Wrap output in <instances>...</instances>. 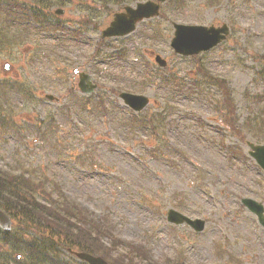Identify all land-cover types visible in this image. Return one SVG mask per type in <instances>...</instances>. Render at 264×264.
Returning <instances> with one entry per match:
<instances>
[{
  "label": "rangeland",
  "instance_id": "374dc122",
  "mask_svg": "<svg viewBox=\"0 0 264 264\" xmlns=\"http://www.w3.org/2000/svg\"><path fill=\"white\" fill-rule=\"evenodd\" d=\"M52 4L51 10H64L60 17L52 12V20L59 17L82 34L35 29L23 43L0 47V170L45 173L97 217L110 219L119 237L144 244L152 260L264 264V228L241 203L242 197H250L264 205V171L248 155L246 144L257 140L245 124L264 115V0H167L161 5L163 15L140 21L128 35L103 41L99 34L118 11L116 4ZM81 17L90 23H81ZM173 22L228 24L226 40L197 59L205 72L228 85L245 139L218 128L215 105L221 92L215 83L206 78L201 87L190 85L203 75L196 70L197 59L170 46ZM0 26L8 32L21 29ZM155 53L167 60L165 68L154 63ZM4 62L11 64L6 71ZM76 65L98 84L89 96L90 101L104 99V114L91 110V103L82 108L86 95L77 87L78 76L72 80ZM151 73L177 74L187 87L176 92L149 83ZM11 81L27 83L30 96L18 93ZM115 90L149 96L142 111L159 119L157 134L169 146L165 154L150 146L148 130L126 124L130 108ZM226 146L239 147L242 154L229 155ZM169 208L205 219V228L196 232L168 222ZM11 231L23 238L35 233L23 221ZM7 242L5 253L12 251L13 258L20 250H13L11 239ZM124 251L119 246L113 255ZM56 257L78 263L66 250ZM9 264L18 263L10 259Z\"/></svg>",
  "mask_w": 264,
  "mask_h": 264
},
{
  "label": "trees",
  "instance_id": "16d2710c",
  "mask_svg": "<svg viewBox=\"0 0 264 264\" xmlns=\"http://www.w3.org/2000/svg\"><path fill=\"white\" fill-rule=\"evenodd\" d=\"M73 0H0V15L9 22L10 27L16 26L25 31L26 35L21 32H8L6 28L0 26V47L2 45H19L27 40V35L32 30L44 31L49 34L52 32L63 31L75 37L80 36L82 29L67 28L65 20L54 17L50 9L52 3L65 5ZM84 5L102 6L107 3H113L123 6L135 0H79ZM170 3H173L170 1ZM174 4V3H173ZM163 15V14H162ZM7 21L0 22L6 25ZM81 23H90L89 18L81 17ZM10 31V30H9ZM103 41V40H99ZM197 59L198 56H192ZM55 60V59H54ZM196 70L203 77L193 79L190 85L202 86L207 78L215 83L221 92V99L217 100L215 110L219 116V126L221 131L229 130L240 139H245L241 129L238 126L237 118L235 119V107L226 82L217 77L211 76L205 72L206 69L197 59ZM63 71V70H62ZM150 78V77H149ZM195 78V77H194ZM157 80V79H156ZM155 80V81H156ZM204 80V81H202ZM163 85L168 86L173 91H183L187 83L177 74L161 76ZM12 84L18 93L24 90L27 98L31 90L27 83L13 81ZM33 93V92H32ZM84 101L81 106L86 107L88 103L92 104L91 110L106 112V105L102 97L94 98L91 96L83 97ZM264 100V93L262 94ZM159 119L156 115L136 114L130 111L129 119L126 124L131 128H143L150 130V140L154 151L165 154L167 150L166 138L157 134L155 122ZM252 122V124H251ZM249 132L257 141H264V115L257 114L249 121H245ZM240 129H238V128ZM224 144L223 140L221 141ZM229 149V155L239 156L242 154L241 149L233 146H226ZM0 208L6 211L15 221L14 227L18 221H23L29 228L34 230V235L23 238L18 236L16 231H2L3 242H0V264H9L13 259L18 264H66L56 257L59 250H83L92 254H99L104 257L110 264H180L178 260L164 257L162 259L152 260L146 247L142 243H134L119 237L114 231L113 222L106 216H96L91 210L84 207L76 199L66 195L61 185L45 173H40L35 169L25 170L15 173L12 169L0 170ZM26 233V232H25ZM24 234V233H23ZM22 234V235H23ZM25 236V234H24ZM13 241L12 247L16 252L19 251L21 258L11 257L12 251L6 255L5 245L7 240ZM109 241V244L105 241ZM123 246L125 251L120 255H113V251ZM238 258H236L237 260ZM76 264H88L85 261H79ZM219 264V263H218ZM228 264V263H227Z\"/></svg>",
  "mask_w": 264,
  "mask_h": 264
},
{
  "label": "water",
  "instance_id": "95a60500",
  "mask_svg": "<svg viewBox=\"0 0 264 264\" xmlns=\"http://www.w3.org/2000/svg\"><path fill=\"white\" fill-rule=\"evenodd\" d=\"M164 1L165 0H146L137 2L135 6H125L124 11L115 13L110 24L102 30L101 37L106 38L129 34L135 29L136 24L140 20L158 15L160 3ZM55 12L61 14L63 10L57 9ZM173 27L174 32L170 44L175 52L182 55H194L201 51L209 50L225 39L229 33V28L226 24L215 27L213 25L205 26L174 22ZM155 60L160 66L166 65V60L158 54L155 56ZM8 67L9 64L5 63L4 69L7 70ZM74 72H78V86L83 93H91L97 87V85L92 82L90 74L79 72L77 67L74 69ZM47 97L53 99L52 95H47ZM119 97L135 111L142 110L149 103V98L143 94L121 92ZM247 145L250 147L249 155L264 170V143L254 144L252 142H247ZM241 202L256 216L257 221L264 227L263 204L248 197H243ZM167 220L175 225L186 224L196 232L202 231L206 223L202 218H190L174 208H169L167 210ZM11 226L12 222L10 216L0 209V228L10 230ZM75 254L89 264H109L100 255H93L84 251H78L75 252Z\"/></svg>",
  "mask_w": 264,
  "mask_h": 264
}]
</instances>
